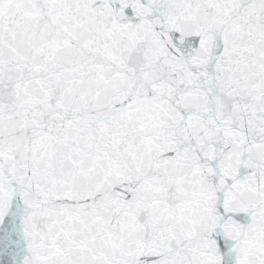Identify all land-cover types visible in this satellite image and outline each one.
<instances>
[{
	"label": "snow or ice",
	"instance_id": "obj_1",
	"mask_svg": "<svg viewBox=\"0 0 264 264\" xmlns=\"http://www.w3.org/2000/svg\"><path fill=\"white\" fill-rule=\"evenodd\" d=\"M0 264H264V0H0Z\"/></svg>",
	"mask_w": 264,
	"mask_h": 264
}]
</instances>
